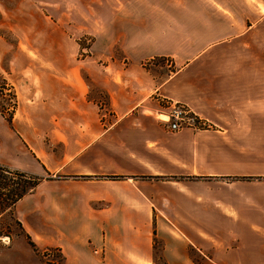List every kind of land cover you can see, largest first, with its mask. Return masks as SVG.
<instances>
[{"label": "crops", "instance_id": "obj_1", "mask_svg": "<svg viewBox=\"0 0 264 264\" xmlns=\"http://www.w3.org/2000/svg\"><path fill=\"white\" fill-rule=\"evenodd\" d=\"M83 1L77 18L72 0H0V70L26 83L11 121L0 113V165L55 178L13 205L23 229L41 247V208L58 190L66 200L88 189L105 204L100 215L112 201L144 229L126 251L112 242L109 264H264V139L256 152L252 134L264 129V73L232 53L238 41L192 42L208 26L186 20L234 14L174 10L184 0ZM263 17L248 21L246 38ZM74 35L91 36L83 59ZM40 47L55 56H7ZM172 102L214 128L170 131L158 112ZM58 246L63 264H92Z\"/></svg>", "mask_w": 264, "mask_h": 264}, {"label": "rangeland", "instance_id": "obj_2", "mask_svg": "<svg viewBox=\"0 0 264 264\" xmlns=\"http://www.w3.org/2000/svg\"><path fill=\"white\" fill-rule=\"evenodd\" d=\"M63 4L65 5V3ZM71 4L77 18L85 11L87 6L83 0H72ZM263 4L264 0H201L200 2L184 0L181 3L176 1L174 3V10L184 9L190 12L200 11L204 14L210 13V11H221V13L223 12L222 15H227V17L230 15L229 12H232L234 17L232 19L228 17L226 20L223 17L221 20V17H214V15L211 17H204L202 20L199 18L186 19L188 22H204L208 26V28L206 27L201 30L204 33L196 34L199 37L196 40L192 39V42L201 45L218 40L238 41L237 43L241 46H239L237 50H233L232 53L238 58H243V60L248 59V72H250V69H253V72L264 73V19H260L259 23L253 28V32L250 33L247 38L244 35L247 25L250 24L248 23L249 20L254 21L257 17L264 16ZM230 21L233 23V28L235 32H237L238 38H233V36H231L232 34H230ZM6 36L16 44L15 36L12 37L7 33ZM74 36L78 37L76 41L79 43L80 47L75 57L76 59H83L89 52L88 49L91 43V36ZM245 42H253V48L247 46L245 48V46H242ZM69 52L70 50H66L61 53V55L57 56L66 58L70 56ZM7 56H13L20 63V61L26 57L41 59V57L49 58L55 55H53V51L41 50L40 47V49H33L31 51L23 50L22 53H19L17 49H13L8 51ZM251 60H253L254 63L252 68H250ZM161 61L164 62L165 60ZM169 64V61L162 64L164 70L162 74L172 69L171 66L169 67ZM15 68L36 69L35 73L41 74V66L23 67L22 65H18L15 66ZM159 70L160 69L157 71ZM81 74L85 75L86 71L82 70ZM15 78L10 80L5 78L3 72L0 70V113L9 122L22 99V92L25 91V89L22 90V87L26 84ZM34 85L38 86V83L35 82ZM92 91H94V89ZM182 104L191 109L187 104ZM160 112L161 111L158 112L159 115ZM196 115L199 117L197 113ZM160 117L164 118V116ZM256 126H254L252 131L255 143L254 147L260 148L259 144L262 139H264V129L262 130L261 127ZM212 127L214 128L213 125H196L192 130L211 129ZM256 147L255 151L261 153ZM5 167L11 170H19L8 166ZM30 174L36 177L39 176L41 179L45 178L41 181L55 179L54 177L51 178L43 175ZM6 176L7 178L3 180V184L0 183V264H63L62 250L61 247L58 246L60 244H66L69 248L68 250L72 254H74L72 251H81L86 255L90 253L91 256L88 258L92 264H97V260H100L101 264H109V260L105 259L106 253H110L113 256L115 255L114 251L117 250L112 246V242L119 241L118 245L120 246V250L126 251L130 246L128 241L132 239V237L139 238L143 236V232H141L144 230L143 227L128 226L126 224L127 220L123 215L127 210L122 211L117 208L120 210L118 211L116 209V203L113 204L112 201H109V204L113 205L115 208L104 212V214L107 215L103 217L100 215L102 209L99 208L103 207L105 204L99 198L100 195L93 194L88 189L80 193L71 190L67 194L68 198L66 200H61L60 191L58 190L54 195V203L52 197L46 198V200H51L53 205H47L41 208V211L46 213V217L44 220H41V231L38 232L40 236L38 239H41V247H38L39 245L37 242L32 239L17 220L13 213V206H10L13 192L20 189L25 180L14 172L6 173ZM253 178L254 177H252V179ZM256 178L259 179L261 177H255V179ZM53 191V187H51V189H46V191L41 190V202L45 192L51 194ZM117 196L116 194H110L111 198L116 199ZM89 241L90 244L87 243ZM102 241L107 244L105 252L102 250ZM72 256L74 259H77L76 254Z\"/></svg>", "mask_w": 264, "mask_h": 264}, {"label": "built area", "instance_id": "obj_3", "mask_svg": "<svg viewBox=\"0 0 264 264\" xmlns=\"http://www.w3.org/2000/svg\"><path fill=\"white\" fill-rule=\"evenodd\" d=\"M165 118L161 120L168 124L171 131L182 129H194L196 125H207L208 123L199 118L195 112L182 103L172 102L168 104L166 112H160Z\"/></svg>", "mask_w": 264, "mask_h": 264}, {"label": "trees", "instance_id": "obj_4", "mask_svg": "<svg viewBox=\"0 0 264 264\" xmlns=\"http://www.w3.org/2000/svg\"><path fill=\"white\" fill-rule=\"evenodd\" d=\"M15 173L25 180L20 189L13 192V198L11 199L10 206L12 207L21 197L30 192L42 179L39 176L36 177L28 172L21 170H11L3 165H0V183L3 184V180L7 178L6 173Z\"/></svg>", "mask_w": 264, "mask_h": 264}]
</instances>
